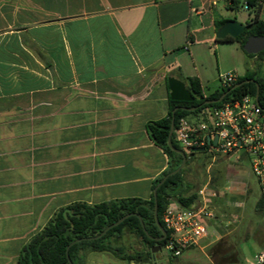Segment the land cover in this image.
I'll list each match as a JSON object with an SVG mask.
<instances>
[{"label":"crops","instance_id":"1","mask_svg":"<svg viewBox=\"0 0 264 264\" xmlns=\"http://www.w3.org/2000/svg\"><path fill=\"white\" fill-rule=\"evenodd\" d=\"M217 4L0 0V264H15L61 207L150 197L168 158L145 124L167 113V77L195 76L206 96L221 73L208 80L194 45L240 49L216 40ZM102 252L113 260L97 261ZM82 256L126 264L106 251Z\"/></svg>","mask_w":264,"mask_h":264},{"label":"trees","instance_id":"2","mask_svg":"<svg viewBox=\"0 0 264 264\" xmlns=\"http://www.w3.org/2000/svg\"><path fill=\"white\" fill-rule=\"evenodd\" d=\"M230 2L229 7L231 8L237 3V0H230ZM246 2L248 8L254 9V17L245 22V28L237 37L232 38L226 36L223 39H216L217 41L237 42L242 50V46L249 35H264V20L258 17L261 7L260 3L258 0H246ZM226 20L228 19L219 18L214 20L215 28L221 26ZM243 53L247 57H255L258 61L264 59V50L256 54H247L244 51ZM248 78L254 79L257 87L252 82H244L231 89V86L235 83ZM183 80L186 83V88L193 95V100L177 101L169 98L166 115L160 119L148 121L145 124V130L149 138L168 158L167 169L162 171L161 174L153 180L152 189L156 187L163 176L177 168L181 162V155L170 149L167 145V136L172 116L175 125L180 117H185L194 113L201 106L218 105L231 96H239L244 93H249L254 97L257 92L258 104L260 107L264 108V78L256 75V71L254 70H246L245 73L237 77L236 81L229 87H220L219 90H215L206 96L202 93L201 85L197 77L187 76L183 77ZM227 90L228 92L219 102L206 103L207 100L218 98L222 92ZM182 107L195 108L188 111ZM174 108L176 109L172 113ZM171 144L173 147L184 151L174 140L173 134H171ZM184 153L186 155L185 162L187 163L189 155H193L194 152L188 151L187 153L184 151ZM182 173L183 167L175 174L167 176L156 188L157 218L163 228L164 225L161 219L162 212L172 198H175L181 206H188L196 198V192H191L189 194L181 193L183 184ZM153 205L154 201L152 194L148 199L125 197L95 204H88L85 202H73L68 204L55 211L46 224L28 239L21 247L15 264H68V259L71 261V264H83L82 255L85 251H106L125 261L134 259L141 260L143 257L151 260L150 248L158 244L162 249L165 242V240L155 241L147 236L158 237L161 235L154 221ZM255 207L261 212L260 201L257 200ZM127 213H134V215L126 217L117 225L109 228L100 237L92 240H79L70 245L67 249V259L66 247L70 242L77 238L97 235L107 225L113 223ZM139 218L143 223L146 233L140 225ZM165 231L166 238H168L169 232L167 229H165ZM125 232L134 236L141 244L142 249L128 253L121 246L112 244L110 241L111 237H120ZM171 257L175 256L170 255L168 260H171Z\"/></svg>","mask_w":264,"mask_h":264},{"label":"rangeland","instance_id":"3","mask_svg":"<svg viewBox=\"0 0 264 264\" xmlns=\"http://www.w3.org/2000/svg\"><path fill=\"white\" fill-rule=\"evenodd\" d=\"M254 15L253 8H244L243 0H237L231 8L227 7L226 0H218L215 12L217 18L234 19L241 23L249 21ZM194 51L196 65L205 68L209 81L217 78V71L221 74L234 71L241 76L246 70H254L256 75L264 78V59L258 61L255 57H247L235 44L221 43L215 49L213 41L198 42ZM182 149L187 153L190 151ZM236 158L237 155L221 158L206 151L189 155L183 166L181 193L196 192L205 183L218 192L212 205V217L203 219L208 231L206 238L211 242L205 246L207 241L202 243L201 248L185 249L171 260L161 249L157 264H254V254L264 250V215L255 207L259 192L254 176L246 162H236ZM214 234L223 236L216 239ZM110 241L128 253L142 249L136 238L126 232L120 237H111ZM109 259L113 260L102 252L97 261ZM125 262L153 264L152 259L145 257Z\"/></svg>","mask_w":264,"mask_h":264},{"label":"built area","instance_id":"4","mask_svg":"<svg viewBox=\"0 0 264 264\" xmlns=\"http://www.w3.org/2000/svg\"><path fill=\"white\" fill-rule=\"evenodd\" d=\"M261 0H258V2ZM244 8H248L243 0ZM237 79L234 72L219 75L220 87H229ZM172 134L184 149L202 147L203 151L246 162L258 187V201L264 215V108L249 93L231 96L218 105L199 107L190 118L180 117L173 126ZM209 140V142L207 141ZM215 140V143L211 142ZM218 192L203 184L196 191V198L188 206H181L171 199L162 212L165 237L162 249L179 256L188 248L199 245L207 236L204 218L212 217V205ZM235 264V263H231ZM254 264H264V250L254 254Z\"/></svg>","mask_w":264,"mask_h":264},{"label":"water","instance_id":"5","mask_svg":"<svg viewBox=\"0 0 264 264\" xmlns=\"http://www.w3.org/2000/svg\"><path fill=\"white\" fill-rule=\"evenodd\" d=\"M245 28V23H241L239 21H236L234 19H228L226 20L221 26H219L217 28V30L215 31V38L216 39H223L226 36H230L232 38L237 37V35ZM242 50L247 53V54H256L262 50H264V35L261 36H256V35H249L247 37V39L245 40L243 46H242ZM167 86L169 89V98L172 100H177V101H192L193 100V95L191 94V92L186 88L184 82L180 79H177L175 77L169 76L167 77ZM244 82H252L256 85V82L254 81V79L252 78H248L245 79L241 82L235 83L234 85L231 86L232 88H235L237 86H239L240 84L244 83ZM228 92H222L220 94V96L214 100H207L206 103L210 104V103H215V102H219L223 96ZM255 101L258 103L257 101V92L255 93ZM185 110L191 111L193 110L195 107H182ZM176 108H174L172 110V113L174 112ZM173 116L171 117V121H170V125H169V131H168V136H167V145L170 147V149H172L173 151L179 153L181 155V162L179 164V166L177 168H175L174 170L170 171L169 173H167L165 176H163L160 181L157 183L156 187L153 188L152 190V196H153V201H154V205H153V217H154V221L155 224L157 226V228L159 229L161 235L158 237H152L147 235L149 238L154 239L155 241H161L164 240L166 237V231L165 229L162 227V225L160 224V222L158 221L157 218V206H156V188L158 185H160L167 176L175 174L179 169H181L186 161V155L184 153V151L175 148L172 146L171 144V134H172V130H173ZM209 142V140H207ZM212 144L215 143V140H213L211 142ZM196 151H203L202 147H197V148H192L191 152H196ZM130 215H134V213H127L123 216H121L120 218H118L116 221H114L113 223L107 225L100 233H98L97 235L91 236V237H83V238H77L74 239L72 242H70L67 247H66V256H67V249L70 245H72L74 242H77L79 240H92L95 238L100 237L101 235H103L109 228L117 225L118 223H120L123 219H125L126 217L130 216ZM140 221V225L143 229V231L146 233L143 223L141 221V219L139 218ZM161 247L158 244H155L154 246H152L150 248V252H151V256H152V260H153V264H157L156 260L157 258L160 256L159 251H160ZM68 259V256H67ZM68 264H71V261L68 259Z\"/></svg>","mask_w":264,"mask_h":264},{"label":"flooded vegetation","instance_id":"6","mask_svg":"<svg viewBox=\"0 0 264 264\" xmlns=\"http://www.w3.org/2000/svg\"><path fill=\"white\" fill-rule=\"evenodd\" d=\"M160 251H161V249H160ZM160 251H159V252H160ZM160 254H161V252H160ZM164 254H166V256H168V257L171 255L170 253H168V252H166V251H165ZM157 259H158V258H157Z\"/></svg>","mask_w":264,"mask_h":264}]
</instances>
